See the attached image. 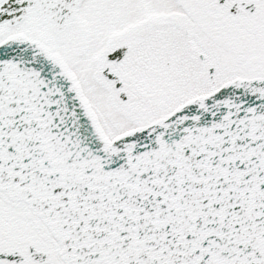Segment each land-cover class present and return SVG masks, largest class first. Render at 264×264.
I'll return each instance as SVG.
<instances>
[{
  "label": "snow or ice",
  "instance_id": "1",
  "mask_svg": "<svg viewBox=\"0 0 264 264\" xmlns=\"http://www.w3.org/2000/svg\"><path fill=\"white\" fill-rule=\"evenodd\" d=\"M0 264H264V0H0Z\"/></svg>",
  "mask_w": 264,
  "mask_h": 264
}]
</instances>
